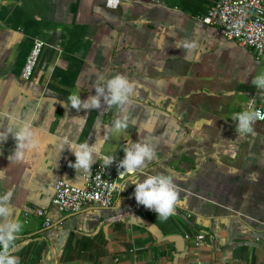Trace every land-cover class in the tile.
I'll return each instance as SVG.
<instances>
[{
    "label": "crops",
    "instance_id": "0c3cea01",
    "mask_svg": "<svg viewBox=\"0 0 264 264\" xmlns=\"http://www.w3.org/2000/svg\"><path fill=\"white\" fill-rule=\"evenodd\" d=\"M120 1L0 0V194L12 191L22 224L10 254L18 264H264V124L235 131L237 114L264 102L253 83L264 59L202 23L218 0ZM36 40L47 46L26 81ZM116 74L135 85L122 107L64 105ZM119 117L127 127L116 132ZM20 128L35 142L24 161L11 157ZM65 141L97 145L89 172L71 166ZM136 141L155 149L139 180L169 174L179 193L167 220L137 203L127 176L111 210L65 218L52 206L59 182L84 187L102 156L120 160ZM37 210L55 225L44 230ZM199 235L201 247L185 239Z\"/></svg>",
    "mask_w": 264,
    "mask_h": 264
},
{
    "label": "clouds",
    "instance_id": "9594fccd",
    "mask_svg": "<svg viewBox=\"0 0 264 264\" xmlns=\"http://www.w3.org/2000/svg\"><path fill=\"white\" fill-rule=\"evenodd\" d=\"M253 83L258 88H264V74L257 76ZM134 88L135 85L123 74H116L110 78L100 75L94 85V94L89 95L84 100L81 99L79 93L70 94L67 96L64 105L77 110L99 108L102 102L109 106L122 107L129 102ZM235 121V131L239 136L251 132L253 121L251 114L247 112L238 113ZM126 127L127 120L124 117L115 119L112 125L113 131L116 132ZM13 135L16 138L17 146L11 157L13 160L24 161L26 159L25 149L34 147L35 142L33 141L31 145L25 143L30 135L29 130L25 128H20ZM65 144L69 146V150L75 157L71 166L78 171L89 172L93 163L96 162L94 156L98 152L97 145L95 143L89 145L87 141L81 143L65 141L61 149ZM122 151L124 153L123 158L117 164L119 176H127L128 179L125 184L131 182L135 185L134 198L138 204L155 211L161 220H167L169 216L174 214L179 195L171 175L165 173L144 175L145 178L142 181L139 180L146 162L154 158V147L148 143L136 141L129 142ZM101 158L106 168L110 167L116 159L114 154L104 155ZM11 199V190L0 194V264H18V259L10 254V245L21 231L22 224L18 219L13 218L14 209L11 206Z\"/></svg>",
    "mask_w": 264,
    "mask_h": 264
},
{
    "label": "built area",
    "instance_id": "2783aa9c",
    "mask_svg": "<svg viewBox=\"0 0 264 264\" xmlns=\"http://www.w3.org/2000/svg\"><path fill=\"white\" fill-rule=\"evenodd\" d=\"M120 4V0H107L106 2L107 7L114 9ZM201 21L207 26L216 28L219 35L226 40L234 41L240 47L251 49L258 60L264 59V0H218L216 5L201 18ZM46 46L44 41L34 42L22 71L24 80L29 81L34 77ZM248 110L253 120L264 124V102L257 105L252 100L248 105ZM118 162L119 160L115 159L108 168L103 163L96 165L82 188L59 182L55 186L52 206L65 218L92 208L113 209L122 179L117 168ZM35 215L44 221V230L55 225L46 211L37 210ZM185 239L196 247H201L205 236L199 235L194 239L186 236Z\"/></svg>",
    "mask_w": 264,
    "mask_h": 264
}]
</instances>
